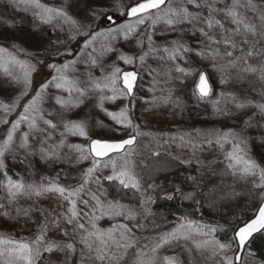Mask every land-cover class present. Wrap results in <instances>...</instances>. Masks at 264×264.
I'll use <instances>...</instances> for the list:
<instances>
[{"label":"snow or ice","instance_id":"obj_1","mask_svg":"<svg viewBox=\"0 0 264 264\" xmlns=\"http://www.w3.org/2000/svg\"><path fill=\"white\" fill-rule=\"evenodd\" d=\"M9 3L18 10L31 12L33 19L43 25L60 30L66 26L69 40L79 36L84 40L75 53L67 49L60 52L57 48L55 55L73 59L63 64H47L53 74L35 89L32 74L44 60L36 63L20 60L0 47V65H4V74L9 78L6 83L9 87H20L19 95L9 102L0 100V113H3L0 124L7 126L0 139V174L4 177L0 180V189L5 192L0 200L6 201L0 203V216L16 224L23 220L25 226L31 222L36 227L31 239H17L7 231H0V264H41L45 260L46 264H129V260L131 264H183L178 256H159V250L180 241H191L197 251L205 250L213 258L219 257L217 264H241L250 238L264 230V155L255 153L256 147L264 149V0H131L129 6L115 0L111 5L113 10L134 20L133 23H118L107 7L90 6L88 0H62L60 6H50L41 0H9ZM81 3L85 4V19H78L72 13L73 7L79 8ZM101 18H106L111 26L96 30L94 25ZM143 25L147 27L138 33ZM157 36L163 38L159 44ZM188 36L193 37L195 46L187 40ZM100 37L106 43L97 51L95 43ZM120 38L134 39L139 52L129 54L117 49L112 41ZM64 43L57 39L50 41L49 47ZM110 53H116V60L133 70H123L115 61L107 65L110 71L106 70L104 61ZM190 54L206 64L199 70L197 99L212 96L209 71L214 73L222 90L212 101L213 113L231 119L237 126L215 129L199 140L181 136L178 146L188 147L191 155L172 156L163 169L153 167L149 173L152 182L145 187L146 181L137 173L134 159L137 137L143 133L139 125L133 124L129 104L118 112L108 111L104 105L119 99L131 103L139 80L147 75L151 79L148 91L153 95L145 102L152 108L171 105L182 111V101L174 96V85L197 71L188 62ZM150 59L156 62L155 67L148 63ZM178 61L188 66H181ZM82 62L84 68L80 71L78 65ZM7 65L18 67L19 74ZM96 69H100L99 75ZM228 85L233 89L223 90ZM52 88L56 89L55 94H50ZM30 92L34 94L22 105L23 111L10 121L8 117ZM253 94L260 99H253ZM90 101L121 129L131 128L135 134L120 139L93 138L89 135L87 119L72 118ZM22 125H27L28 131H23ZM94 126L107 127L99 120ZM250 129H256L259 135H251ZM110 131L117 132V129ZM69 136L82 137L87 143L69 144ZM205 148L209 150L207 155ZM70 153L76 154L74 161ZM151 155L158 160L161 153L153 151ZM9 157L33 175L37 173V159L45 166L66 164L68 168H61L55 177L42 175L39 181L27 182L23 176L14 179L8 175ZM86 161L89 166L72 175L71 169ZM172 162L175 166L195 165V174L181 173L182 180L173 182L174 192H164L162 199L172 200L175 194H180L199 211L212 210L224 202L247 196L259 200L255 217L234 228L232 240L227 243L214 236L222 226L197 223L185 217L170 231L158 234L150 248L148 244L141 246L133 229L144 225L136 223L135 208L117 197L125 191L140 193L139 206L145 216L151 215L148 206L155 203V198L149 193L163 190L162 185L155 183L153 173L168 171ZM147 167L141 163L142 169ZM105 169H110V174L105 175ZM61 173L68 184L59 182ZM72 180L78 183L73 185ZM93 184L95 190L91 187ZM185 184L187 189L182 187ZM112 188L116 196H112ZM20 198L31 203L21 206ZM44 200L49 201V206L41 203ZM105 217L133 223L131 227L117 222L102 228L98 221ZM193 232L206 239L194 240ZM233 244L236 251L229 255Z\"/></svg>","mask_w":264,"mask_h":264},{"label":"rangeland","instance_id":"obj_2","mask_svg":"<svg viewBox=\"0 0 264 264\" xmlns=\"http://www.w3.org/2000/svg\"><path fill=\"white\" fill-rule=\"evenodd\" d=\"M42 3L48 4L50 6H60L62 0H41ZM115 0H88V5L96 7L102 6L107 7L108 11L118 19V23H125L127 19L125 16H120L119 13L111 7ZM119 3L123 6H129L131 0H119ZM23 6H21L22 8ZM73 15L78 19H85V4L81 3L79 8L73 7L72 9ZM105 18H101L96 22V30L105 29V24L102 25V21ZM120 19V20H119ZM4 21H9L11 24H6ZM127 22L133 23L134 20H128ZM101 23V24H100ZM100 24V25H99ZM147 25L140 26L138 28V33L143 32ZM162 27V25L160 26ZM171 38V37H169ZM57 39L65 41L62 45H50V41H55ZM162 39L160 36L156 37L157 43H161ZM84 40L83 36L77 37L75 40H69L68 38V29L65 26L63 30L60 28H55L52 25H43L38 20H34L31 12H25L23 10H18L17 8L10 5L9 0H0V47H4L8 50V53H11L20 60H30L32 63H36L38 60L43 59L44 64H38L37 70L32 74V88L35 89L38 87L40 83H42L46 79H50L53 74V70L47 67L49 63L63 64L66 60L73 59V57L69 56H57L55 52L57 48L60 52H64L66 49L72 51L73 53L77 52ZM187 40L195 46V42L193 37L188 36ZM106 43L103 37L98 38L95 43V47L97 51L100 50L101 44ZM112 43L116 46L117 49L132 54L134 52H139V49L135 46V40L124 41L122 38L112 41ZM15 45V47H13ZM48 49V52L45 53L44 50ZM87 51H91L89 48ZM86 59V57H84ZM116 62L117 66L121 67L123 70H133L131 66L123 64L122 61L116 60V53H110L105 58V66L106 70L110 71V68H107V65H110L112 62ZM181 63V66L187 67L184 61H178ZM188 62L194 66L197 70L195 74L188 76L186 78H182L181 81H177L174 85L175 92L174 96L179 97L183 104V110L175 109L171 105L161 106L157 108H152L150 104L145 101H149L152 98V93L148 91L150 87L151 79L147 75H144L138 82V86L136 89V95L134 100L130 103L129 100L119 99L115 103L106 102L104 107L108 111L118 112L121 107L125 104H129L130 112L129 115L133 121V124L139 125L142 135L137 137V144L135 146L136 155L134 159L137 164L136 171L142 176V168L141 163L146 164V160L150 153L153 151H169L173 156H184L188 157L191 155V151L188 147H180L178 145L181 144L180 137L183 136L186 140H199L201 137L208 135L215 129L227 130L229 127H236L231 119H226L221 116L214 115L212 101L217 98L218 94L222 90V86L218 84V78L214 73L209 71V75L212 77L210 83L213 86V94L209 98L205 100H198L196 95V82L199 78V70H203L206 67L205 63H202L198 57L190 54L188 58ZM153 67L156 66V62L153 60L148 61ZM10 67L11 71L19 74L18 67L7 65ZM80 71H83L84 64L83 62L78 65ZM4 65H0V100L4 102H9L14 96L19 95L20 87L13 85L9 87L6 81L9 79L5 76L3 71ZM96 74L99 75L100 69H96ZM233 86L228 85L223 88L225 91L232 90ZM50 94H55L56 89L52 88L49 90ZM34 92H30V95L23 98L18 105L15 112H13L8 119L14 120L17 118L20 112L23 111L22 105L27 103L29 99H31V95ZM110 94V93H108ZM253 99H260L259 96L253 94ZM45 107H50L49 104H45ZM147 109V111H146ZM250 115L251 112H248ZM3 113H0L2 116ZM72 118H81L87 119L89 121V135L93 138L96 137H105L112 139H120L126 138L129 134H135L131 128L124 130L121 129L120 126L116 125L114 121H112L104 112L100 111L97 108L92 106V102L90 101L87 105L82 106L81 109L77 110L76 113L73 114ZM99 120L102 121L104 125L107 127H99L94 126L95 122ZM7 126L0 124V139L6 133ZM111 128H116L117 132L110 131ZM23 131H28L27 125H22ZM250 133L253 136L259 135V132L256 129H250ZM172 137H175V141L172 140ZM56 139H59L58 135ZM67 143L69 144H86L87 141L82 137H72L69 136L67 139ZM67 151V149H65ZM209 150L205 148V155H207ZM255 153L257 156L264 155V149L261 147L255 148ZM200 153L198 152L197 155ZM72 160H75L76 154L70 153ZM7 169L12 170V176L14 179H19L20 176H23L27 182L31 181H39L41 176H49L55 177L56 173L60 171L61 168H68V165H53L51 167L45 166L39 162L37 159L36 168L37 173L33 175L31 172L25 171L23 167L19 164H16L12 161V158L9 157L6 161ZM89 166V162H84L83 164L78 165L76 168L71 169L72 175H78L80 169L86 168ZM110 169H105L104 174H110ZM19 173L20 175H17ZM3 176V174L1 175ZM143 177V176H142ZM4 179V177L2 178ZM0 179V180H2ZM59 182L61 184H68L69 181L65 179L64 173H61ZM73 185H76L78 181L72 180L70 181ZM92 189H96V185L93 184ZM150 194V193H149ZM140 195V193H139ZM5 192L3 189H0V197H4ZM87 198V197H85ZM240 201V200H239ZM6 202L5 200H0V203ZM190 201L185 202V206H192L195 210H197V206L193 203H189ZM19 205L27 207L31 201L25 200L24 198H20ZM44 206H49V201L44 200L41 201ZM240 204L245 205L248 204L250 206L249 197L245 200H241ZM240 204L237 207L236 205H231V207H225L226 203H222L218 205L215 209L209 210L207 208L203 210H197L200 214L199 220L189 219L195 221L197 223L207 224L210 226H214L215 224L224 223L225 213L224 210L228 209L227 214L233 216L234 209H238V214L240 218H244V222L249 220L252 215H254L259 200L257 199V205L254 210H250L246 207L244 209ZM52 207L55 204H51ZM15 207V206H13ZM133 207V206H132ZM150 208V205L148 206ZM225 207V208H223ZM136 212L138 213L136 223H142L144 225L141 229H133L136 236L140 238V244L143 246L144 244H148L149 248L155 242L154 238H158V234L165 233L170 231L172 228L176 227L177 224L182 222V219L177 224H169L164 226L151 225L146 226L148 221L145 216L144 209L142 207H134ZM223 208V209H222ZM231 208V209H230ZM13 215L15 212L13 211ZM38 218V214H36ZM236 216V217H237ZM221 218V219H220ZM230 219V218H229ZM123 222L128 223L131 227V221H123L122 218H116V220H109L107 217L98 221V225L102 228H108L113 223ZM243 222V223H244ZM230 220H227L228 224ZM242 223V224H243ZM36 227L34 224L29 222L27 226L24 225L23 220L19 224L12 223L0 216V231H7L11 233V235L17 239L21 237L31 239L33 237V233L35 232ZM207 231V229H205ZM50 235L55 236V233H51ZM192 237L194 240H203L206 237L199 235L198 233L193 232ZM57 239L63 240L62 236H57ZM147 238V239H145ZM197 240V241H198ZM79 247V245H78ZM236 251L235 244L233 245V249L229 251V255H232L233 252ZM167 256H178L181 261L182 256L179 252L169 254ZM47 257V254H45ZM41 264H46V260L42 261ZM184 264V263H183ZM209 264V263H206ZM241 264H258L253 259L252 256L246 252L244 255Z\"/></svg>","mask_w":264,"mask_h":264},{"label":"trees","instance_id":"obj_3","mask_svg":"<svg viewBox=\"0 0 264 264\" xmlns=\"http://www.w3.org/2000/svg\"><path fill=\"white\" fill-rule=\"evenodd\" d=\"M104 22L105 19H103L102 25L105 24ZM257 86L259 87V85ZM160 153L161 156L158 158V160L157 158L153 157L150 153L146 160V165H148V167L142 169V176H143L142 178L146 181L145 187L147 186V183L152 182L149 179V173L151 172L152 168L158 166L163 169L164 164L166 162H170L171 157L173 156L169 151H163ZM7 171H8V175L12 174L11 169H7ZM181 173H183L184 175L195 174V165L191 167H185L183 165L175 166V163L172 162V164H170L169 166L168 171L165 172L162 170L158 174L153 173V175H155V183L158 185H162L163 190L157 189L155 193L150 192V194L153 195L155 198V203L150 205L151 215H148V217H146L148 221L146 226L157 225L159 227L169 224H177L182 218L185 217L194 220L200 219L199 212L194 208H192V206L189 205L185 206V202L187 200H183L180 194H175L172 200L161 198L164 192H174L173 182L179 183L182 180ZM1 175L2 174H0V179L3 178V176ZM104 185L105 187L108 186L106 181L104 182ZM182 187L187 189L186 184L182 185ZM110 192L112 196H116L115 188L110 189ZM117 198L121 199L123 203L136 208L139 207L140 205L141 197L139 193H136L134 191L121 192ZM246 198L248 197L244 196L237 198L236 201L225 202L226 203L225 207L229 208L231 207V205H236V204L238 207L241 200H245ZM249 199H250V206L248 204L245 205L240 204V207L242 206L244 209H246L247 207L250 210H254L257 205V199H252L250 197ZM227 210L228 209L224 210L225 217L224 216L222 217L224 218L223 219L224 223L221 222L219 224L214 225V226L217 225L222 226V229L221 228L217 229V231L214 233V236L215 238L219 239L221 242H225V243L232 240L233 229L240 226L244 222V218H240L239 215L237 216L239 212L237 208L234 209L233 216L228 215ZM227 220H230V223L226 224ZM185 248L190 249V251H185L184 250ZM246 248H247L246 252H248L253 259L255 258V261L258 262V264H264V232H262L258 236H255V238ZM176 252H179V254L182 256V260L184 264H206V263L217 264V261L219 259V257L213 258L211 256V253L208 251L205 250L197 251L194 245L191 243V241L189 242L180 241L179 244L174 243L171 246H166L165 248L159 250V256L163 257ZM129 264H131V260H129Z\"/></svg>","mask_w":264,"mask_h":264},{"label":"water","instance_id":"obj_4","mask_svg":"<svg viewBox=\"0 0 264 264\" xmlns=\"http://www.w3.org/2000/svg\"><path fill=\"white\" fill-rule=\"evenodd\" d=\"M125 19H127V21L129 20L126 16H125ZM116 20H117V22H118V19L116 18ZM105 21H106V27H110L111 25H110V23L106 20V18H105ZM198 80H199V78H198ZM197 83H198V81L196 82V86H197ZM196 91H197V89H196ZM137 144V143H136ZM257 209H258V207H257ZM257 209H256V211H257ZM256 211H255V213H254V215H252V217L249 219V220H251V219H253L254 217H255V214H256ZM249 220H247V221H249ZM242 225V224H241ZM262 232H264V230H262V231H260V232H257V233H254L253 234V236L250 238V241L248 242V244H247V247H248V245L251 243V241L255 238V236H258L259 234H261ZM246 250H247V248L243 251V253H242V257H244V255H245V253H246ZM242 262V261H241Z\"/></svg>","mask_w":264,"mask_h":264}]
</instances>
